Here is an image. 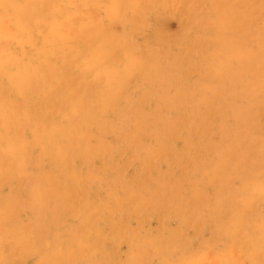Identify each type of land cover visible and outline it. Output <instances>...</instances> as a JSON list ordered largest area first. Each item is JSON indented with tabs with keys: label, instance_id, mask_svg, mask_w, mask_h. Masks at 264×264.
Returning a JSON list of instances; mask_svg holds the SVG:
<instances>
[{
	"label": "rangeland",
	"instance_id": "1",
	"mask_svg": "<svg viewBox=\"0 0 264 264\" xmlns=\"http://www.w3.org/2000/svg\"><path fill=\"white\" fill-rule=\"evenodd\" d=\"M2 2L7 4L11 2V0H2ZM80 2L87 3L90 5L117 3L120 4L122 7L118 10L115 15H112L107 11H102L98 8L80 9V18L86 20L90 24V27L86 28L83 32H80L79 35H75L74 32L71 37H68L59 32H57L58 34H56L55 32H51L48 35L47 43L38 44L34 48L28 47L26 49H6L2 46V44H0V261L7 262V260L9 259L10 263L7 262V264H13L14 261L17 260H19L17 264H41L42 261H58L62 263L64 262V264H88L89 262V264H95L96 262V264H156V262L157 264H164L165 261L181 257V253H183L184 258H192L193 253L197 252L200 249H204L208 253L210 250V253L208 255L209 259H211L213 255L212 259L219 260L223 259L232 261H246L249 259H255L256 261H259L261 259V245L262 243H264V227H262V225H264V197L261 196L260 192L254 191L253 185H258L261 182L262 176H264V148L261 156L263 166L256 159L257 157H255L251 163L252 165L250 164L249 168H245V165L242 164L239 159L237 160L236 156L238 157L244 154L245 151L247 152L249 150L246 149L248 148L246 147L247 144L243 143L242 141H239L240 143L238 142L236 150L238 149L237 151L239 153H236L232 163L227 162V164L231 166V169L228 168V166L227 168L228 170H231L232 173L237 172L238 174L239 171L241 177L236 178L233 181L232 187L234 189L231 187L229 193L226 191V194H222L217 197V192L220 190L221 184L209 178L208 173L206 172L207 170L210 172V167H213L214 161L216 162L218 160V149L220 145L222 144L221 146L223 147L225 141L233 138L235 131L238 130L239 125H237L238 121L236 122L235 106H237L239 96L245 95L247 92H249V88L252 83V67L250 69L249 63L245 60L244 56L241 58L238 53L242 47L249 49L253 42L254 30L261 29L260 25H257V27L254 26L255 17L257 15L256 0H80ZM4 10L5 9H0V16L16 15L15 10ZM49 11L51 15H49L48 19H51L52 16L55 15V13H53L52 10ZM260 13L262 14L261 11ZM40 27L44 28L46 32L48 31L47 25L41 24ZM52 33H55L57 37L62 39V41L57 44L58 47H54L51 43L53 41ZM74 43H76L77 45H74ZM9 68L11 69L9 70ZM248 75H250V77ZM8 83H11L10 86ZM13 85H15L16 87H13ZM11 96H13L14 98H11ZM33 102L35 105H33ZM202 109H204V112ZM124 113L126 114L124 115ZM200 113H204L205 116H207L208 114L207 117H213L212 126H210L211 124L209 125V122L207 124V122L205 121V123L207 124L205 126V129L200 130L199 127H201V124L204 123V120L202 119L203 117ZM30 114H32V118ZM178 115L179 119L177 117ZM117 118L118 120H116ZM126 119L127 121H125ZM38 120L39 122L36 123ZM109 120L110 122H108ZM218 120L220 123L218 122ZM96 122L99 123L97 124ZM179 122H182L183 124L181 123V125L179 124ZM70 124L74 125L75 128H77V131L71 130V128L69 127ZM147 124L148 126L146 127ZM115 125L118 128L115 127ZM134 125H136V127ZM138 126H140L139 129ZM168 126H171L172 128L170 127L169 129ZM97 128H99L98 132ZM143 128L146 130H143ZM195 129L196 131H194ZM262 129V134L259 130L257 132L259 133L257 135H259L260 137H264V115ZM172 130L173 134H171ZM198 131L203 133L205 136L203 134H201L202 136L199 135ZM205 131H208L209 133ZM144 132L148 133L146 134ZM161 132L164 133L162 134ZM139 134L141 143L139 142L138 144H135L133 140L135 136ZM227 135L228 137H226ZM151 137L153 138V140ZM33 138L34 140L36 139V141L33 142ZM130 138L132 140H130ZM221 138L225 140H222L223 143L220 140ZM50 139L51 141H49ZM160 139L163 140L161 141ZM74 140L75 143H73ZM194 140L197 141L195 142ZM63 142L65 143V145L69 146H65ZM161 142L163 146H165L164 149L166 150L167 154L166 152H164V149L161 150ZM33 143L34 145H31ZM109 144H111L112 146ZM190 144H192L193 146ZM52 145H54V147H51ZM99 145L101 147H99ZM132 145L139 146L133 147ZM228 145L229 141H227L226 148H228ZM94 146L96 147V149L94 148ZM65 148L68 150H66ZM154 149L156 152L154 151ZM233 149L235 150V148ZM50 150L53 152H51ZM254 150H257L256 147L254 148ZM70 151L73 154H70ZM158 152H160L161 157H164L165 153V157H157ZM107 153L110 155V157ZM69 154L71 156H69ZM132 154L133 156H131ZM10 155H12L13 157ZM119 155H121V157ZM14 156L16 157V159H14ZM56 156L58 157L56 158ZM142 157L144 159H142ZM228 157L229 159H231V154ZM12 158L14 159V161ZM72 158L74 160H72ZM153 159H156V161L154 162ZM25 160H28L27 163ZM71 160L72 163L75 162V164L71 165ZM207 160H210L211 162H208ZM169 161L170 163H173L170 164ZM61 162L64 164H62ZM25 163L27 164V167ZM196 163L199 165H197ZM134 164H136L137 167ZM150 164L151 166H149ZM157 164H159V166ZM240 164L241 166H239ZM69 165H71L72 167H70ZM98 165L100 166L98 167ZM7 166L8 168H5ZM55 166H59L58 168L60 169ZM76 166L81 167L79 169ZM23 167H25V169ZM35 167H37V169H35ZM241 167H244V171H241ZM47 168H49L50 170H48ZM86 168L89 169V172L85 170ZM159 168L161 173L159 172ZM203 168L205 169V172ZM69 169L72 171L68 172ZM237 169L240 170L237 171ZM18 170H21L22 173ZM41 170L44 171L43 174ZM104 170L105 173H102ZM185 170L187 173L184 172ZM16 171L17 173L19 172L18 176ZM50 171L54 172L55 174ZM39 172L43 176H41ZM30 173H32V176ZM198 173L200 174V176ZM63 174L65 177L63 176ZM105 174H108L106 175L107 177L105 176ZM130 174L132 176H129ZM140 174H142V177H140ZM158 175H160L161 177H159ZM71 176H73L72 180H74L75 183L71 180ZM194 176H197V178H195ZM38 177L42 181L37 179ZM58 177L62 178L60 179ZM87 177L89 179L85 180ZM128 177L129 180H127ZM255 178L257 180H255ZM9 179L11 181H9ZM94 179L96 181H94ZM136 179L139 183L136 181ZM99 181L101 184H98ZM124 181L128 182V184ZM211 181H213V183ZM54 182L56 185H53ZM48 183L51 184L48 185ZM157 183H159L160 185ZM39 184L44 185L39 186ZM86 185H88L90 188ZM72 186H74L75 189H72ZM54 188L57 190H54ZM69 188L71 189L69 190ZM17 190L19 191L16 192ZM196 190H198L199 192ZM53 191H55V193ZM84 191H86V193ZM71 192H76V195L78 197L74 198L75 196ZM160 192L164 194H161ZM204 192L205 194H203ZM139 193L140 196H138ZM227 193L230 194L231 197L230 195H227ZM72 194L73 198L70 197ZM25 196L28 199H25ZM150 196L152 197L149 198ZM204 196L207 200H205ZM227 196L229 198H227ZM80 197H82V200ZM144 198H146L147 202ZM160 198H162V200ZM165 198H167V200L169 199L170 201H167ZM260 198L261 201H259ZM163 199L166 201L163 202ZM18 200H20V203H18ZM214 200L216 201L215 203ZM116 201L117 203H115ZM148 202L149 204H151L149 205ZM46 203L48 204L44 205ZM105 203H107V205ZM122 204L125 206L124 208ZM126 204L129 205L127 206ZM166 204H168V207L166 206ZM18 205L19 207H17ZM65 205L67 206V208L65 207ZM115 205L117 207H115ZM101 206L104 208H102ZM27 207L30 208V210ZM63 207L65 208L64 211L62 209ZM137 207L140 208V210H138ZM188 207H190L189 210ZM197 208L199 209V212L197 211ZM237 208H239L240 211ZM255 208H258V210H256ZM43 211H45L46 213H44ZM91 211L93 213H91ZM94 212L96 213V215L94 214ZM126 212H130V214H126ZM253 212L256 214L255 216ZM136 213L138 214L135 215ZM160 213L161 215H159ZM179 213L181 214V216ZM163 214L164 216H162ZM65 215L70 220L65 218ZM104 216L106 219L104 218ZM90 217L93 218L91 219ZM148 217H150L151 219ZM198 217L200 220L198 219ZM232 217L236 218L237 220V225L235 228L231 226ZM38 218L42 220V223L40 220H38ZM83 218L84 220H86L84 221ZM244 218H246V220H244ZM58 221L63 222V224ZM71 221L73 224L71 223ZM12 222H14L15 224ZM35 223L37 225H35ZM84 224L86 225V227H84ZM217 224H219V226H217ZM27 225L29 226L28 228ZM98 225H101L102 227H99ZM124 225L126 227H124ZM161 225H163L164 227ZM224 225L226 227H223ZM12 228L14 230H12ZM162 228L164 229L162 230ZM167 228L171 230H167ZM42 229L43 231L47 229V231H44V233ZM128 229H130V231H128ZM145 229H147V231ZM38 230H40L43 234L41 235L40 231ZM119 230H121L120 233ZM136 230L138 232L141 231L142 233L140 232L138 234ZM95 231H97L98 233ZM170 231H172V234ZM70 232L74 233L72 234ZM112 232L113 234H111ZM127 232L130 234H128ZM216 233L218 234V236ZM220 233L222 234L220 235ZM10 234L12 235L10 236ZM116 234L118 237L116 236ZM120 234L122 235V237ZM198 234L199 237L197 238ZM31 235L32 237H30ZM40 235L42 237H40ZM170 235L172 238L169 237ZM15 236L16 239H14ZM55 236L57 238L59 237L58 240ZM61 236L63 237V239L61 238ZM150 236H153L154 239ZM82 237L83 239L80 241ZM260 238L262 241L260 240ZM134 239L136 242H134ZM137 240L139 241V243ZM7 241L10 242L7 243ZM66 241L67 243H65ZM152 241L154 244L152 243ZM184 241H186V243ZM16 243L18 245H16ZM79 243L81 244L79 245ZM117 243L119 248L116 247ZM165 243L167 246L165 245ZM187 243H189V247L187 246ZM209 243L212 245L208 246ZM256 243L258 244V246L256 245ZM44 245L45 248L42 247ZM244 245H246V247ZM7 246H9L10 248H7ZM191 247L193 248V250ZM46 252L48 253V255ZM61 252L64 254L62 255ZM152 252H156V254H153ZM167 252H169L168 255L166 254ZM82 253L83 255H81ZM30 254L31 256H29ZM72 254L75 256H73ZM239 255H241L240 258H238ZM40 256L43 257L40 258ZM150 256H152L151 261L149 259L151 258ZM169 256L172 259H168L170 258ZM26 258L27 260H25ZM125 259L128 260L124 261ZM22 260L23 262H21ZM153 260L156 262H154ZM14 264H16V262Z\"/></svg>",
	"mask_w": 264,
	"mask_h": 264
},
{
	"label": "bare ground",
	"instance_id": "2",
	"mask_svg": "<svg viewBox=\"0 0 264 264\" xmlns=\"http://www.w3.org/2000/svg\"><path fill=\"white\" fill-rule=\"evenodd\" d=\"M256 5H257V15H256V17H255V23H254V26H256L257 27V25H260L261 26V29L260 30H257V29H255L254 30V35H253V42H252V44H251V46L249 47V49H246V48H244V47H242L241 49H240V51H239V56L242 58L243 56H244V58H245V60L249 63V67H250V69H251V67H252V83H251V86H250V88H249V92H247L245 95H241V96H239V101H238V103H237V106H235V116H236V122L238 121V124L237 125H239L238 126V130L237 131H235V133H234V136H233V138H231V139H228L227 141H229V145H228V148H226L227 147V141H225L224 139H220L221 141L222 140H224L225 141V143H226V145H225V143H224V145H223V147L220 145V147H219V149H218V152H219V154H218V160L215 162L214 160H212V161H214V166L213 167H210V169H211V171L209 172L207 169V173H208V177L209 178H211L213 181L215 180V181H217V183H220L221 184V188H220V190L217 192L218 193V195H217V197H219V195H222V194H226V191L229 193L230 192V190H231V187H232V183H233V181L236 179V178H239V177H241V174L239 173V171L238 170H240V169H237V171H238V174H237V172H235V173H232V171L231 170H228V168H230L231 169V166H229V164H227V162H229V163H232V161L234 160V157H235V155H236V153L238 152L237 150H236V148H237V146H238V142L239 141H242L243 143H245V144H247V146L246 147H248V148H246L247 150H249V151H245L244 152V154H242V155H240V156H236V158H237V160L239 159L241 162H242V164H244L245 166V168H249V166H250V164L252 163V161L254 160V158L255 157H257L256 159L260 162V164L262 165V161H261V156H262V151H263V148H264V137H260L259 135H257V134H259V133H257L258 132V130L260 131V133L262 134V123H263V115H264V6H262V4H261V0H256ZM2 11V10H1ZM5 11V10H4ZM260 11L262 12V14L260 13ZM254 16V15H253ZM77 31H78V29H77ZM56 34H58L57 32H55ZM55 33H52V38H53V41L51 42L52 43V45L54 46V47H58V45L57 44H59L61 41H62V39L61 38H59V37H57V35L55 34ZM75 35H77L76 33H75ZM252 40V39H251ZM73 42H74V40H73ZM74 45H77L76 43H74ZM246 46V45H245ZM219 55V54H218ZM27 58V57H26ZM246 62V63H247ZM168 64V63H167ZM238 66V65H237ZM16 68V67H15ZM11 68H9V70H10ZM251 72V71H250ZM235 73V72H234ZM249 74V73H248ZM8 76V75H7ZM249 77H250V75H248ZM236 78V77H235ZM27 83V82H26ZM9 84V83H8ZM11 84V83H10ZM10 84H9V86H10ZM13 84V83H12ZM23 84V83H22ZM25 85V84H24ZM232 85V84H231ZM244 85V84H243ZM15 85H13V87H14ZM11 87H12V85H11ZM16 87V86H15ZM32 89V88H31ZM16 90H17V88H16ZM242 90V89H241ZM30 91V90H29ZM18 92V91H17ZM240 92V91H239ZM15 94V93H14ZM18 94V93H17ZM20 94V93H19ZM240 94V93H239ZM16 95V94H15ZM181 95V94H180ZM8 96V95H7ZM14 96V95H13ZM13 96H11V98L13 97ZM20 96V95H19ZM15 97V96H14ZM13 97V98H14ZM160 97V96H159ZM228 97V96H227ZM230 97V96H229ZM236 97V96H235ZM39 98V97H38ZM46 98V97H45ZM209 98V97H208ZM59 99V98H58ZM221 99V98H220ZM219 99V100H220ZM33 100H34V98H33ZM132 100V99H131ZM228 101V100H227ZM37 102V101H36ZM43 102V101H42ZM177 102H178V100H177ZM222 102V101H221ZM12 103H14V102H12ZM11 103V104H12ZM180 103V102H179ZM206 103V102H205ZM10 104V103H9ZM20 104V103H19ZM162 104H164V103H162ZM33 105H35L34 104V102H33ZM201 105V104H200ZM231 105V104H230ZM15 106V105H14ZM38 106V105H37ZM34 107V106H33ZM126 107V106H125ZM200 107V106H199ZM207 107V106H206ZM32 109H34V108H32ZM38 109V108H37ZM36 109V110H37ZM141 110V109H140ZM182 110V109H181ZM203 110V112H204V109H202ZM24 111V110H23ZM32 111V110H31ZM130 111V110H129ZM128 111V112H129ZM151 111H153V110H151ZM156 111V110H155ZM169 111V110H168ZM205 111H206V109H205ZM36 112V111H35ZM34 112V113H35ZM42 112V111H41ZM173 112V111H172ZM179 112V111H178ZM181 112V111H180ZM201 112V111H200ZM217 112V111H216ZM135 113H137V112H135ZM153 113H155V112H153ZM168 113H171V112H168ZM173 113H175V112H173ZM207 113H209V112H207ZM214 113V112H213ZM33 114V113H32ZM32 114H30L31 115V118H32ZM126 113H124V115H125ZM139 114V113H138ZM158 114H159V112H158ZM164 114V113H163ZM176 114V113H175ZM201 115H202V119L204 120V123H202L201 124V127H199L200 128V130H204L205 129V126L208 124V122H209V125L210 126H212V120H213V117H207L208 116V114H207V116H205L204 115V113H200ZM215 114V113H214ZM35 115V114H34ZM33 115V116H34ZM124 115H123V117H124ZM132 115V114H131ZM168 115V114H167ZM169 115H171V114H169ZM222 115V114H221ZM97 116V115H96ZM174 116H176V115H174ZM183 116V115H182ZM35 117V116H34ZM110 117V116H109ZM114 117V116H113ZM136 117V116H135ZM134 117V118H135ZM160 117V116H159ZM173 117V116H172ZM178 117V119H179V115L177 116ZM189 117V116H188ZM38 118V117H37ZM116 118V117H115ZM121 118V117H120ZM119 118V119H120ZM128 118V117H127ZM154 118V117H153ZM156 118V117H155ZM166 118V117H165ZM181 118V117H180ZM210 118V119H209ZM39 119V118H38ZM62 119H65V118H62ZM137 119V118H136ZM150 119H151V117H150ZM161 119V118H160ZM164 119V118H163ZM190 119V118H189ZM229 119V118H228ZM234 119V118H233ZM37 120V119H36ZM67 120V119H66ZM65 120V121H66ZM116 120H118V118L116 119ZM122 120H124V119H122ZM172 120H173V118H172ZM96 121V120H95ZM95 121H93V122H95ZM101 121H102V119H101ZM113 121V120H112ZM125 121H127V119L125 120ZM124 121V122H125ZM134 121H135V119H134ZM146 121H147V119H146ZM164 121V120H163ZM168 121V120H167ZM176 121V120H175ZM180 121V120H179ZM183 121V120H182ZM198 121V120H197ZM205 121L207 122V124L205 123ZM225 121V120H224ZM223 121V122H224ZM230 121H231V119H230ZM233 121H235V120H233ZM39 122V120L36 122V123H38ZM41 122V121H40ZM47 122V121H46ZM58 122V121H57ZM67 122V121H66ZM65 122V123H66ZM108 122H110V120L108 121ZM117 122V121H116ZM138 122V121H137ZM140 122V121H139ZM159 122V121H158ZM161 122V121H160ZM178 122V121H177ZM176 122V123H177ZM216 122V121H215ZM218 122H219V120H218ZM25 123V122H24ZM72 123V122H71ZM97 123V122H96ZM99 123V122H98ZM97 123V124H98ZM120 123V122H119ZM129 123H130V121H129ZM182 123V122H181ZM180 122H179V124H181ZM194 123V122H193ZM192 123V124H193ZM200 123V122H199ZM220 123V122H219ZM219 123H218V127H219ZM140 124V123H139ZM150 124H152V123H150ZM149 124V125H150ZM183 124V123H182ZM181 124V125H182ZM191 124V125H192ZM198 124V123H197ZM226 124H227V122H226ZM124 125V124H123ZM130 125V124H129ZM232 125H233V123H232ZM38 126V125H37ZM41 126V125H40ZM39 126V127H40ZM67 126H68V124H67ZM135 127H136V125H134ZM148 126V124L146 125V127ZM154 126V125H153ZM174 126V125H173ZM194 126V125H193ZM199 126V125H198ZM217 126V125H216ZM224 126V125H223ZM226 126V125H225ZM69 127L71 128V130H74V131H77L76 129L77 128H75V126L74 125H72V124H70L69 125ZM88 127V126H87ZM112 127V126H111ZM115 127H117L116 125H115ZM141 127H142V125H141ZM167 127V126H166ZM169 127V126H168ZM171 127V126H170ZM170 127H169V129H170ZM178 127V126H177ZM184 127V126H183ZM192 127V126H191ZM233 127H235V126H233ZM96 128V127H95ZM118 128V127H117ZM140 128V126H138V129ZM172 128V127H171ZM179 128V127H178ZM187 128H188V126H187ZM190 128V127H189ZM210 128V127H209ZM212 128V127H211ZM226 128V127H225ZM37 129V128H36ZM63 129V128H62ZM98 129L99 128H97V132H98ZM103 129V128H102ZM106 129V128H105ZM110 129V128H109ZM116 129V128H115ZM150 129H152V128H150ZM168 129V128H167ZM184 129V128H183ZM213 129H214V127H213ZM24 130V129H23ZM22 130V131H23ZM39 130V129H38ZM46 130V129H45ZM92 130V129H91ZM118 130V129H117ZM143 130H146V129H144L143 128ZM149 130V129H148ZM154 130H156V129H154ZM233 130H235V129H233ZM13 131V130H12ZM21 131V132H22ZM104 131V130H103ZM102 131V132H103ZM105 131H107V130H105ZM163 131V130H162ZM167 131V130H166ZM180 131V130H179ZM194 131H196V129L194 130ZM209 131V130H208ZM208 131H205V132H208ZM226 131V130H225ZM18 132V131H17ZM39 132V131H38ZM101 132V133H102ZM115 132H117V131H115ZM121 132V131H120ZM154 132V131H153ZM152 132V133H153ZM199 132V135H201V134H203V133H201L200 131H198ZM221 132V131H220ZM224 132V131H223ZM232 132V131H231ZM19 133V132H18ZM24 133V132H23ZM32 133V132H31ZM58 133V132H57ZM56 133V134H57ZM65 133V132H64ZM75 133H77V132H75ZM88 133H90V132H88ZM93 133V132H92ZM100 133V134H101ZM107 133V132H106ZM111 133V132H110ZM139 133V132H138ZM144 133H148V132H144ZM162 133V132H161ZM164 133V132H163ZM162 133V134H163ZM168 133V132H167ZM179 133V132H178ZM197 133V132H196ZM209 133V132H208ZM217 133V132H216ZM222 133V132H221ZM22 134V133H21ZM20 134V135H21ZM38 134V133H37ZM44 134V133H43ZM52 134V133H51ZM55 134V133H54ZM59 134V133H58ZM62 134V133H61ZM68 134V133H67ZM118 134H120V133H118ZM171 134H173V130H172V132H171ZM206 134V133H205ZM218 134V133H217ZM223 134V133H222ZM227 134H228V131H227ZM34 135V134H33ZM49 135V134H48ZM96 135H98V134H96ZM110 135V134H109ZM114 135V134H113ZM116 135V134H115ZM127 135H129V134H127ZM131 135V134H130ZM145 135V134H144ZM175 135V134H174ZM195 135V134H194ZM204 135V134H203ZM207 135V134H206ZM224 135V134H223ZM232 135V134H231ZM19 136V135H18ZM17 136V137H18ZM37 136V135H36ZM39 136V135H38ZM54 136H56V135H54ZM87 136V135H86ZM103 136H105V135H103ZM132 136V135H131ZM142 136V135H141ZM161 136V135H160ZM159 136V137H160ZM166 136V135H165ZM179 136V135H178ZM190 136V135H189ZM189 136H187V137H189ZM193 136V135H192ZM197 136V135H196ZM202 136V135H201ZM205 136V135H204ZM220 136H222V135H220ZM225 136V135H224ZM22 137V136H21ZM51 137V136H50ZM71 137V136H70ZM106 137H107V135H106ZM110 137V136H109ZM154 137V136H153ZM158 137V136H157ZM175 137V136H174ZM186 137V138H187ZM216 137V136H215ZM226 137H228V135L226 136ZM29 138V137H28ZM46 138H47V136H46ZM72 138H73V136H72ZM117 138V137H116ZM152 138V137H151ZM185 138V137H184ZM192 138V137H191ZM208 138V137H207ZM55 139V138H54ZM77 139V138H76ZM75 139V140H76ZM96 139V138H95ZM126 139V138H125ZM167 139V138H166ZM195 139V138H194ZM32 140V139H31ZM48 140V139H47ZM46 140V141H47ZM57 140V139H56ZM66 140H68V139H66ZM75 140L73 141V143H75ZM105 140V139H104ZM111 140H112V138H111ZM117 140V139H116ZM130 140H132L131 138H130ZM150 140V139H149ZM152 140H153V138H152ZM161 140V139H160ZM163 140V139H162ZM161 140V141H162ZM165 140V139H164ZM169 140V139H168ZM189 140V139H188ZM193 140V139H192ZM205 140V139H204ZM206 140H208V139H206ZM211 140H213V139H211ZM217 140V139H216ZM26 141V140H25ZM33 142L34 141H36V139L34 140V138H33V140H32ZM49 141H51V139L49 140ZM54 141V140H53ZM80 141V140H79ZM100 141V140H99ZM108 141H109V139H108ZM134 142H135V144H138L139 142H140V134L139 135H136L135 136V138H134V140H133ZM173 141V140H172ZM177 141V140H176ZM195 142L197 141V140H194ZM19 142V141H18ZM28 142V141H27ZM26 142V143H27ZM30 142V141H29ZM66 142V141H65ZM105 142V141H104ZM111 142V141H110ZM115 142V141H114ZM124 142V141H123ZM126 142H127V140H126ZM133 142V143H134ZM150 142V141H149ZM165 142V141H164ZM185 142V141H184ZM201 142V141H200ZM241 142V143H242ZM25 143V144H26ZM64 143V142H63ZM67 143V142H66ZM101 143V142H100ZM109 143V142H108ZM118 143V142H117ZM141 143V142H140ZM145 143V142H144ZM154 143H155V141H154ZM204 143V142H203ZM202 143V144H203ZM211 143V142H210ZM219 143V142H218ZM222 143H223V141H222ZM240 143V142H239ZM15 144V143H14ZM39 144V143H38ZM55 144V143H54ZM56 144H58V143H56ZM97 144H98V142H97ZM147 144V143H146ZM158 144H160V143H158ZM161 144H162V142H161ZM193 144V143H192ZM192 144H190V145H192ZM200 144V143H199ZM5 145V144H4ZM28 145V144H27ZM31 145H34V143L33 144H31ZM36 145H37V143H36ZM40 145V144H39ZM46 145V144H45ZM64 145H65V143H64ZM107 145V144H106ZM109 145H111V144H109ZM129 145V144H128ZM141 145V144H140ZM156 145H157V143H156ZM166 145V144H165ZM172 145V144H171ZM188 145V144H187ZM201 145V144H200ZM205 145V144H204ZM207 145V144H206ZM213 145V144H212ZM22 146H23V144H22ZM41 146V145H40ZM47 146V145H46ZM58 146V145H57ZM65 146H69V145H65ZM112 146V145H111ZM110 146V147H111ZM117 146H119V145H117ZM123 146V145H122ZM127 146V145H126ZM133 146V145H132ZM135 147L137 146V145H134ZM133 146V147H134ZM139 146V145H138ZM137 146V147H138ZM142 146H143V142H142ZM141 146V147H142ZM146 146V145H145ZM189 146V145H188ZM193 146V145H192ZM203 146V145H202ZM240 146V145H239ZM39 147V146H38ZM45 147V146H44ZM51 147H54V145H52ZM99 147H101L100 145H99ZM164 147L165 146H163V144H162V146H160V148H161V150L162 149H164ZM177 147V146H176ZM184 147H185V144H184ZM196 147V146H195ZM194 147V148H195ZM201 147V146H200ZM244 147V146H243ZM256 147V151L254 150V148ZM30 148V147H29ZM50 148V147H49ZM73 148V147H72ZM78 148H79V146H78ZM94 148L96 149V147L94 146ZM113 148V147H112ZM116 148V147H115ZM126 148V147H125ZM132 148V147H131ZM140 148V147H139ZM155 148V147H154ZM174 148V147H173ZM188 148H190V147H188ZM198 148V147H197ZM207 148V147H206ZM233 148H235V150L233 149ZM27 149V148H26ZM41 149V148H40ZM39 149V150H40ZM48 149V148H47ZM55 149V148H54ZM66 149V148H65ZM70 149H71V147H70ZM133 149V148H132ZM131 149V150H132ZM143 149V148H142ZM152 149V148H151ZM158 149V148H157ZM204 149H205V147H204ZM204 149H202V150H204ZM214 149V148H213ZM11 150V149H10ZM38 150V151H39ZM66 150H68V149H66ZM79 150V149H78ZM93 150V149H92ZM107 150H109V149H107ZM111 150V149H110ZM135 150V149H134ZM141 150V149H140ZM139 150V151H140ZM148 150V149H147ZM165 150V149H164ZM171 150V149H170ZM173 150V149H172ZM196 150V149H195ZM240 150V149H239ZM27 151V150H26ZM51 151V150H50ZM95 151V150H94ZM129 151H130V149H129ZM154 151H155V149H154ZM23 152H25V151H23ZM43 152H44V148H43ZM51 152H53V151H51ZM77 152V151H76ZM104 152H106V151H104ZM110 152V151H109ZM126 152V151H125ZM124 152V153H125ZM133 152V151H132ZM156 152V151H155ZM162 152V151H161ZM164 152H166V150L164 151ZM187 152V151H186ZM264 152V151H263ZM32 153V152H31ZM61 153V152H60ZM65 153V152H64ZM72 152L70 151V154H71ZM111 153H112V151H111ZM119 153V152H118ZM176 153H178V152H176ZM195 153V152H194ZM193 153V154H194ZM209 153V152H208ZM239 153V152H238ZM28 154V153H27ZM39 154H40V152H39ZM69 154V156H71ZM73 154V153H72ZM75 154V153H74ZM103 154V153H102ZM108 154V153H107ZM122 154H123V152H122ZM121 154V155H122ZM147 154V153H146ZM149 154V153H148ZM166 154H167V152H166ZM190 154V153H189ZM231 154V159H229V155ZM2 155H4V154H2ZM55 155V154H54ZM92 155V154H91ZM94 155V154H93ZM101 155V154H100ZM121 155H119L120 157H121ZM141 155V154H140ZM144 155V154H143ZM192 155V154H191ZM203 155V154H202ZM243 155H245V156H243ZM10 156H12V155H10ZM39 156V155H38ZM60 156V155H59ZM79 156H80V154H79ZM95 156V155H94ZM102 156V155H101ZM108 156L110 157V155L108 154ZM131 156H133V154L131 155ZM137 156V155H136ZM146 156V155H145ZM145 156H143V157H145ZM158 156H160V152H158V154H157V157ZM167 156V155H166ZM174 156V155H173ZM13 157V156H12ZM15 157V156H14ZM29 157V156H28ZM41 157H42V154H41ZM44 157V156H43ZM58 156H56V158H57ZM74 157V156H73ZM77 157V156H76ZM85 157V156H84ZM91 157V156H90ZM142 157V159H144ZM161 157V156H160ZM164 157H165V153H164ZM163 156L161 157V158H164ZM172 157V156H171ZM175 157H177V156H175ZM198 157V156H197ZM215 157V156H214ZM214 157H212V158H214ZM3 158V157H2ZM6 158V157H5ZM18 158H20V157H18ZM25 158V157H24ZM36 158V157H35ZM45 158H47V157H45ZM54 158V157H53ZM104 158V157H103ZM102 158V159H103ZM128 158V157H127ZM150 158V157H149ZM149 158H148V160H149ZM154 158V157H153ZM203 158V157H202ZM208 158V157H207ZM207 158H205V159H207ZM13 159V158H12ZM14 159H16V157L14 158ZM14 159H13V161H14ZM50 159V158H49ZM59 159V158H58ZM169 159H170V157H169ZM173 159V158H172ZM175 159V158H174ZM200 159V158H199ZM29 160V159H28ZM28 160H25L26 161V163H27V161ZM42 160V159H41ZM54 160H56V159H54ZM53 160V161H54ZM62 160V159H61ZM70 160V159H69ZM72 160H74L73 158H72ZM72 160H71V163H72ZM77 160V159H76ZM97 160V159H96ZM132 160V159H131ZM154 160V162L156 161V159H153ZM160 160V159H159ZM167 160V159H166ZM256 160V161H257ZM7 161V160H6ZM9 161V160H8ZM16 161V160H15ZM31 161V160H30ZM44 161H45V159H44ZM82 161V160H81ZM80 161V162H81ZM134 161V160H133ZM133 161H132V163H133ZM139 161V160H138ZM196 161V160H195ZM208 161V160H207ZM210 161V160H209ZM208 161V162H209ZM4 162V161H3ZM17 162V161H16ZM15 162V163H16ZM55 162V161H54ZM74 162V161H73ZM87 162V161H86ZM85 162V163H86ZM102 162H103V160H102ZM105 162V161H104ZM129 162V161H128ZM153 162V163H154ZM160 162V161H159ZM179 162V161H178ZM201 162H203V161H201ZM205 162H206V160H205ZM204 162V163H205ZM211 162V161H210ZM239 162V161H238ZM259 162H257V163H259ZM25 163V165H26V167H27V164ZM30 163V162H29ZM35 163V162H34ZM34 163H33V165H34ZM50 163H52V162H50ZM62 163V162H61ZM61 163H59V164H61ZM131 163V162H130ZM129 163V164H130ZM141 163V162H140ZM169 163H170V161H169ZM173 163V162H172ZM172 163H170V164H172ZM7 164V163H6ZM5 164V165H6ZM31 164V163H30ZM58 164V165H59ZM62 164H64V163H62ZM73 164H75V162L74 163H72L71 165H73ZM79 164V163H78ZM109 164V163H108ZM118 164V163H117ZM197 164V163H196ZM201 164V163H200ZM15 165V164H14ZM32 165V166H33ZM39 165V164H38ZM37 165V166H38ZM54 165V164H53ZM53 165H52V167H53ZM71 165H69L70 167H72ZM92 165H94V164H92ZM122 165V164H121ZM134 165H136V164H134ZM145 165V164H144ZM158 166H159V164H157ZM180 165V164H179ZM195 165V164H194ZM197 165H199V164H197ZM210 165V164H209ZM238 165V164H237ZM252 165V164H251ZM258 165V164H257ZM2 166H4V165H2ZM41 166V165H40ZM75 166V165H74ZM87 166V165H86ZM100 165H98V167H99ZM116 166V165H115ZM146 166V165H145ZM149 166H151V164L149 165ZM172 166V165H171ZM178 166V165H177ZM206 166V165H205ZM211 166V165H210ZM227 166H228V168H227ZM239 166H241V164L239 165ZM263 166V165H262ZM55 167H59V166H55ZM62 167V166H61ZM77 167V166H76ZM80 167L81 166H79V167H77V168H79L80 169ZM83 167V166H82ZM106 167V166H105ZM129 167H130V165H129ZM136 167H137V165H136ZM169 167V166H168ZM173 167V166H172ZM190 167V166H189ZM202 167H204V166H202ZM244 167H241V171H244ZM254 167V166H253ZM253 167H251V168H253ZM4 168V167H3ZM5 168H8V166L7 167H5ZM15 168V167H14ZM22 168V167H21ZM24 169H25V167H23ZM40 168H42V167H40ZM50 168H51V166H50ZM56 168V169H57ZM113 168V167H112ZM135 168V167H134ZM143 168V167H142ZM152 168V167H151ZM157 168V167H156ZM179 168V167H178ZM196 168V167H195ZM194 168V169H195ZM263 168V167H262ZM20 169V168H19ZM28 169V168H27ZM35 169H37V167H35ZM42 169H44V168H42ZM48 170H50L49 168H47ZM55 169V168H54ZM58 169H60V168H58ZM62 169V168H61ZM65 169V168H64ZM75 169V168H74ZM91 169V168H90ZM92 169H93V167H92ZM102 169V168H101ZM105 169V168H104ZM115 169V168H114ZM117 169V168H116ZM128 169V168H127ZM127 169H124V170H127ZM145 169V168H144ZM149 169H150V167H149ZM153 169V168H152ZM182 169V168H181ZM180 169V170H181ZM11 170V169H10ZM29 170V169H28ZM38 170H40V169H38ZM63 170V169H62ZM85 170H89V169H85ZM99 170V169H98ZM103 170V169H102ZM108 170V169H107ZM106 170V171H107ZM113 170V169H112ZM148 170V169H147ZM173 170H175V169H173ZM202 170V169H201ZM203 170H204V172H205V169L203 168ZM234 170H235V168H234ZM18 171H20L21 172V170H18ZM42 171V174H43V170H41ZM69 171H72V170H68V172ZM80 171V170H79ZM84 171V170H83ZM91 171V170H90ZM109 171V170H108ZM142 171V170H141ZM140 171V172H141ZM195 171V170H194ZM199 171V170H198ZM250 171V170H249ZM248 171V172H249ZM33 172V171H32ZM50 172H52V171H50ZM78 172V171H77ZM85 172V171H84ZM89 172V171H88ZM100 172V171H99ZM127 172V171H126ZM133 172V171H132ZM139 172V173H140ZM158 172V171H157ZM159 172H160V168H159ZM168 172V171H167ZM184 172H186V170L184 171ZM16 173H17V171H16ZM19 173V172H18ZM17 173V176L19 175ZM22 173V172H21ZM21 173H20V175H21ZM24 173H25V171H24ZM26 173H27V171H26ZM40 173V172H39ZM52 173H54V172H52ZM51 173V174H52ZM62 173V172H61ZM75 173V172H74ZM102 173H105V170L102 172ZM113 173V172H112ZM128 173V172H127ZM135 173V172H134ZM147 173V172H146ZM145 173V174H146ZM151 173V172H150ZM161 173V172H160ZM166 173V172H165ZM164 173V174H165ZM179 173V172H178ZM187 173V172H186ZM203 173V172H202ZM207 173H206V175H207ZM243 173V172H242ZM245 173V172H244ZM250 173V172H249ZM253 173V172H252ZM10 174V173H9ZM31 174V176H32V173H30ZM50 174V173H49ZM55 174V173H54ZM71 174V173H70ZM85 174H87V173H85ZM84 174V175H85ZM95 174V173H94ZM157 174V173H156ZM159 174V173H158ZM167 174V173H166ZM197 174V173H196ZM199 174V173H198ZM24 175V174H23ZM22 175V176H23ZM28 175V174H27ZM40 175H41V173H40ZM89 175H90V173H89ZM106 175H108V174H105V176ZM141 176L140 177H142V174H140ZM195 175V174H194ZM203 175V174H202ZM205 175V174H204ZM244 175V174H243ZM248 175V174H247ZM250 175V174H249ZM26 176V175H25ZM34 176V175H33ZM41 176H43V175H41ZM40 176V177H41ZM53 176H56V175H53ZM57 176H58V174H57ZM63 176H64V174H63ZM87 176V175H86ZM91 176H92V174H91ZM120 176V175H119ZM129 176H132L131 174L129 175ZM137 176V175H136ZM153 176H154V174H153ZM159 177H161L160 175H158ZM157 176V177H158ZM192 176V175H191ZM199 176H200V174H199ZM260 176V175H259ZM8 177V176H7ZM24 177V176H23ZM48 177V176H47ZM47 177H44V178H47ZM65 177V176H64ZM72 178H71V180L73 179V176H71ZM107 177V176H106ZM139 177V178H140ZM170 177V176H169ZM187 177H188V175H187ZM195 177V176H194ZM256 177V176H255ZM17 178V177H16ZM58 178H60V177H58ZM62 178V177H61ZM60 178V179H61ZM94 178V177H93ZM101 178H102V176H101ZM138 178V177H137ZM152 178V177H151ZM162 178H163V176H162ZM161 178V179H162ZM171 178V177H170ZM169 178V179H170ZM195 178H197V176L195 177ZM203 178V177H202ZM37 179H39V177L37 178ZM57 179V178H56ZM67 179V178H66ZM69 179V178H68ZM87 179H89L88 177L85 179V180H87ZM92 179V178H91ZM97 179V178H96ZM112 179V178H111ZM132 179V178H131ZM130 179V180H131ZM153 179V178H152ZM175 179V178H174ZM190 179V178H189ZM194 179V178H193ZM193 179H191V180H193ZM243 179V178H242ZM254 179V178H253ZM4 180V179H3ZM39 180H41V179H39ZM65 180V179H64ZM117 180V179H116ZM125 180V179H124ZM127 180H129V177H128V179ZM133 180V179H132ZM141 180V179H140ZM145 180V179H144ZM143 180V181H144ZM148 180V179H147ZM154 180V179H153ZM168 180V179H167ZM166 180V181H167ZM172 180V179H171ZM186 180V179H185ZM196 180H198V179H196ZM209 180V179H208ZM207 180V181H208ZM238 180V179H237ZM245 180V179H244ZM248 180V179H247ZM255 180H257L256 178H255ZM254 180V181H255ZM259 180V179H258ZM9 181H11L10 179H9ZM8 181V182H9ZM37 181V180H36ZM42 181V180H41ZM46 181V180H45ZM55 181V180H54ZM59 181V180H58ZM73 182H74V180H72ZM93 181V180H92ZM92 181H90V182H92ZM94 181H96L95 179H94ZM110 181H113V180H110ZM136 181H137V179H136ZM149 181V180H148ZM173 181H175V180H173ZM179 181V180H178ZM190 181V180H189ZM201 181V180H200ZM213 181H211L212 183H213ZM249 181H251V180H249ZM56 182V181H55ZM55 182H54V184L53 185H56L55 184ZM62 182V181H61ZM85 182V181H84ZM107 182V181H106ZM116 182V181H115ZM120 182V181H119ZM124 182H126V181H124ZM138 182V181H137ZM159 182V181H158ZM161 182H162V180H161ZM187 182V181H186ZM5 183V182H4ZM43 183H44V180H43ZM57 183V182H56ZM64 183V182H63ZM75 183V182H74ZM112 183V182H111ZM122 183V182H121ZM127 184H128V182H126ZM139 183V182H138ZM137 183V184H138ZM143 183V182H142ZM156 183V182H155ZM154 183V184H155ZM167 183H168V181H167ZM183 183V182H182ZM191 183V182H190ZM196 183H198V182H196ZM196 183H195V185H196ZM255 183V182H254ZM9 184V183H8ZM49 184H51V183H48V185ZM93 184V183H92ZM98 184H101L100 183V181H99V183ZM120 184V183H119ZM133 184H134V182H133ZM157 184H159V183H157ZM169 184V183H168ZM180 184V183H179ZM186 184V183H185ZM5 185V184H4ZM10 185H12V184H10ZM44 185V184H43ZM43 185H40L39 184V186H43ZM59 185V184H58ZM67 185H68V182H67ZM88 185H89V181H88ZM88 185H86V186H88ZM104 185V184H103ZM113 185H115V184H113ZM118 185V184H117ZM124 185V184H123ZM126 185V184H125ZM151 185V184H150ZM153 185V184H152ZM160 185V184H159ZM212 185V184H211ZM234 185V184H233ZM237 185V184H236ZM244 185V184H243ZM250 185V184H249ZM259 185H260V183L258 184V185H253V187H254V191L255 192H260L259 191ZM34 186V185H33ZM47 186V185H46ZM74 186H75V184H74ZM74 186H72V189H75V187ZM108 186V185H107ZM109 186H111V185H109ZM121 186V185H120ZM142 186V185H141ZM144 186V185H143ZM154 186V185H153ZM161 186H162V184H161ZM170 186V185H169ZM180 186V185H179ZM193 186H194V184H193ZM216 186V185H215ZM62 187V186H61ZM64 187H65V185H64ZM74 187V188H73ZM89 187V186H88ZM101 187H102V185H101ZM147 187V186H146ZM163 187H164V185H163ZM175 187V186H174ZM181 187V186H180ZM184 187H186V186H184ZM183 187V188H184ZM189 187V186H188ZM15 188V187H14ZM52 188H53V186H52ZM51 188V189H52ZM55 188H56V186H55ZM54 188V190H57V189H55ZM59 188V187H58ZM63 188V187H62ZM68 188V187H67ZM78 188V187H77ZM82 188V187H81ZM90 188V187H89ZM122 188V187H121ZM131 188V187H130ZM129 188V189H130ZM176 188V187H175ZM192 188V187H191ZM214 188V187H213ZM233 188V187H232ZM240 188V187H239ZM24 189V188H23ZM39 189V188H38ZM49 189H50V187H49ZM71 188H69V190H70ZM107 189V188H106ZM138 189V188H137ZM164 189V188H163ZM172 189H174V188H172ZM193 189V188H192ZM198 189V188H197ZM199 189H200V187H199ZM234 189V188H233ZM246 189V188H245ZM248 189V188H247ZM253 189V188H252ZM26 190V189H25ZM42 190V189H41ZM40 190V191H41ZM46 190H47V187H46ZM63 190V189H62ZM66 190V189H65ZM83 190V189H82ZM88 190V189H87ZM86 190V191H87ZM124 190V189H123ZM148 190V189H147ZM159 190H160V188H159ZM207 190V189H206ZM218 190V189H217ZM236 190V189H235ZM13 191H14V189H13ZM19 190H17L16 192H18ZM21 191V190H20ZM31 191V190H30ZM51 191V190H50ZM86 191H84L85 193H86ZM94 191V190H93ZM95 191H96V189H95ZM115 191V190H114ZM113 191V192H114ZM134 191H135V189H134ZM138 191V190H137ZM150 191H151V189H150ZM149 191V192H150ZM163 191V190H162ZM183 191V190H182ZM196 191H198V190H196ZM23 192V191H22ZM37 192V191H36ZM39 192V191H38ZM54 193H55V191H53ZM105 192V191H104ZM117 192V191H116ZM126 192V191H125ZM199 192V191H198ZM232 192V191H231ZM238 192H241V191H238ZM30 193V192H29ZM71 193H73V192H71ZM81 193H83V192H81ZM133 193V192H132ZM131 193V194H132ZM142 193V192H141ZM161 193V192H160ZM182 193H184V192H182ZM194 193V192H193ZM197 193V192H196ZM207 193V192H206ZM216 193V194H217ZM227 193V195H230V194H228ZM248 193H249V191H248ZM16 194V193H15ZM33 194V193H32ZM32 194H31V196H32ZM74 194V198H77L78 196L76 195V192L75 193H73ZM73 194L70 196V197H72L73 198ZM110 194V193H109ZM129 194H130V192H129ZM151 194H153V193H151ZM161 194H164V193H161ZM167 194V193H166ZM177 194V193H176ZM203 194H205V192L203 193ZM210 194V193H209ZM237 194V193H236ZM243 194V193H242ZM11 195V194H10ZM24 195V194H23ZM29 195V194H28ZM40 195V194H39ZM47 195V194H46ZM53 195V194H52ZM87 195V194H86ZM92 195V194H91ZM96 195H98V194H96ZM149 195V194H148ZM157 195H158V193H157ZM175 195V194H174ZM213 195V194H212ZM215 195V194H214ZM246 195V194H245ZM5 196V195H4ZM3 196V197H4ZM27 196V195H26ZM25 196V199H28L27 197ZM37 196V195H36ZM41 196V195H40ZM50 196V195H49ZM54 196V195H53ZM52 196V197H53ZM60 196V195H59ZM79 196H81V195H79ZM109 196H111V195H109ZM108 196V197H109ZM120 196V195H119ZM125 196V195H124ZM138 196H140V193H139V195ZM138 196H137V198H138ZM168 196V195H167ZM170 196H171V193H170ZM178 196H179V194H178ZM184 196V195H183ZM187 196V195H186ZM216 196V195H215ZM236 196V195H235ZM249 196H251V195H249ZM66 197V196H65ZM64 197V198H65ZM96 197H98V196H96ZM104 197V196H103ZM106 197V196H105ZM117 197H118V195H117ZM127 197V196H126ZM129 197H130V195H129ZM133 197V196H132ZM143 197V196H142ZM152 196H150L149 198H151ZM158 197H159V195H158ZM165 197H166V195H165ZM176 197V196H175ZM195 197H198V196H195ZM202 197V196H201ZM205 197V196H204ZM208 197V196H207ZM225 197V196H224ZM230 197H231V195H230ZM245 197V196H244ZM243 197V198H244ZM261 197V196H260ZM59 198H61V197H59ZM58 198V199H59ZM63 198V197H62ZM81 198V200H82V197H80ZM79 198V199H80ZM85 198V197H84ZM135 198V197H134ZM173 198V197H172ZM184 198V197H183ZM227 198H229L228 196H227ZM238 198V197H237ZM1 199V198H0ZM7 199V198H6ZM15 199H16V197H15ZM51 199V198H50ZM53 199V198H52ZM58 199H56V200H58ZM104 199V198H103ZM102 199V200H103ZM106 199V198H105ZM109 199V198H108ZM112 199H113V197H112ZM136 199V198H135ZM139 199H140V197H139ZM145 200H146V198H144ZM161 200H162V198H160ZM166 200H167V198H165ZM175 199V198H174ZM173 199V200H174ZM190 199V198H189ZM215 199V198H214ZM14 200V199H13ZM30 200V199H29ZM36 200H37V198H36ZM64 200H66V199H64ZM71 200V199H70ZM69 200V201H70ZM78 200V199H77ZM76 200V201H77ZM92 200V199H91ZM119 200V199H118ZM117 200V201H118ZM134 200V199H133ZM132 200V201H133ZM166 200H164L163 199V202L164 201H166ZM169 200V199H168ZM167 200V201H168ZM178 200V199H177ZM183 200V199H182ZM205 200H207L206 199V197H205ZM257 200H259V199H257ZM6 201V200H5ZM22 201V200H21ZM59 201V200H58ZM90 201V200H89ZM104 201H106V200H104ZM117 201L115 202V203H117ZM125 201H126V198H125ZM130 201V200H129ZM152 201V200H151ZM155 201H156V199H155ZM170 201V200H169ZM209 201V200H208ZM222 201V200H221ZM236 201V200H235ZM259 201H261V198H260V200ZM8 202H9V200H8ZM11 202H14V201H11ZM10 202V203H11ZM45 202V201H44ZM48 202V201H47ZM59 202H61V201H59ZM64 202V201H63ZM94 202V201H93ZM139 202V201H138ZM145 202V201H144ZM146 202H147V200H146ZM197 202H198V200H197ZM201 202V201H200ZM216 201L214 200V203H215ZM223 202V201H222ZM239 202V201H238ZM257 202V201H256ZM2 203V202H1ZM18 203H20V200H18ZM73 203V202H72ZM75 203V202H74ZM79 203H80V201H79ZM90 203H92V202H90ZM97 203V202H96ZM103 203V202H102ZM101 203V204H102ZM131 203V202H130ZM155 203V202H154ZM168 203V202H167ZM183 203V202H182ZM249 203V202H248ZM262 203V202H261ZM3 204V203H2ZM36 204V203H35ZM40 204V203H39ZM48 203H46V204H44V205H47ZM55 204H56V201H55ZM60 204V203H59ZM58 204V205H59ZM66 204V203H65ZM68 204V203H67ZM84 204V203H83ZM82 204V205H83ZM95 204V203H94ZM106 205H107V203H105ZM148 204H149V202H148ZM151 204V203H150ZM149 204V205H150ZM157 204H158V202H157ZM256 204V203H255ZM5 205V204H4ZM17 205V204H16ZM20 205V204H19ZM19 205L17 206V207H19ZM37 205V204H36ZM44 205H42V206H44ZM123 205V204H122ZM127 206L129 205V204H126ZM163 205V204H162ZM161 205V206H162ZM168 204H166V206H167ZM173 205H174V203H173ZM177 205V204H176ZM204 205V204H203ZM206 205V204H205ZM225 205V204H224ZM234 205H236V204H234ZM258 205V204H257ZM32 206V205H31ZM50 206V205H49ZM52 206V205H51ZM53 206H54V204H53ZM63 206V205H62ZM69 206H70V204H69ZM78 206V205H77ZM88 206V205H87ZM103 206V205H102ZM101 206V207H102ZM120 206V205H119ZM126 206V207H127ZM154 206V205H153ZM165 206V205H164ZM165 206V207H166ZM207 206H209V205H207ZM221 206V205H220ZM241 206V205H240ZM11 207V206H10ZM9 207V208H10ZM65 207L67 208V206L65 205ZM115 207H117L116 205H115ZM121 207V206H120ZM125 206L123 205V208H124ZM132 207V206H131ZM140 207H142V206H140ZM151 207V206H150ZM168 207V206H167ZM202 207V206H201ZM232 207V206H231ZM235 207V206H234ZM254 207V206H253ZM257 207V206H256ZM28 208V207H27ZM43 208V207H42ZM46 208V207H45ZM60 208V207H59ZM74 208V207H73ZM83 208V207H82ZM94 208V207H93ZM102 208H104V207H102ZM107 208H108V206H107ZM119 208V207H118ZM138 208V207H137ZM161 208V207H160ZM189 208L190 207H188V210H189ZM199 208V207H198ZM197 208V211L199 210ZM229 208V207H228ZM240 208V207H239ZM239 208H237V209H239ZM7 209H8V207H7ZM29 210H30V208H28ZM52 209H53V207H52ZM55 209V208H54ZM61 209V208H60ZM63 209V211L65 210V208L63 207L62 208ZM70 209V208H69ZM86 209V208H85ZM126 209V208H125ZM170 209H171V206H170ZM175 209V208H174ZM217 209H218V205H217ZM236 209V210H237ZM256 210H258V208H255ZM6 210V209H5ZM21 210V209H20ZM59 210V209H58ZM79 210V209H78ZM100 210V209H99ZM138 210H140V208H138ZM161 210V209H160ZM165 210V209H164ZM181 210V209H180ZM215 210V209H214ZM214 210H213V212H214ZM253 210V209H252ZM251 210V211H252ZM263 210V209H262ZM261 210V211H262ZM8 211V210H7ZM48 211V210H47ZM62 211V212H63ZM71 211V210H70ZM74 211V210H73ZM80 211H81V209H80ZM86 211V210H85ZM85 211H84V213H85ZM113 211H114V209H113ZM120 211V210H119ZM124 211V210H123ZM122 211V212H123ZM127 211H129V210H127ZM145 211V210H144ZM143 211V212H144ZM209 211V210H208ZM207 211V212H208ZM238 211V210H237ZM239 211H240V209H239ZM238 211V212H239ZM255 211V210H254ZM260 211V210H259ZM21 212V211H20ZM32 212V211H31ZM44 213H46L45 211H43ZM57 212V211H56ZM95 212H100V211H95ZM94 212V214L96 215V213ZM101 212H103V211H101ZM111 212H112V210H111ZM118 212V211H117ZM139 212V211H138ZM152 212V211H151ZM158 212V211H157ZM195 212V211H194ZM199 212V211H198ZM232 212H233V210H232ZM246 212V211H245ZM257 212V211H256ZM263 212V211H262ZM5 213V212H4ZM38 213V212H37ZM75 213H76V211H75ZM74 213V214H75ZM88 213V212H87ZM91 213H93L92 211H91ZM105 213H106V211H105ZM116 213V212H115ZM129 214H130V212H128ZM127 212H126V214H128ZM141 213V212H140ZM139 213V214H140ZM153 213H156V212H153ZM159 213V212H158ZM175 213H177V212H175ZM175 213H173V214H175ZM211 213V212H210ZM221 213V212H220ZM219 213V214H220ZM254 213V212H253ZM260 213V212H259ZM14 214V213H13ZM39 214V213H38ZM37 214V215H38ZM60 214V213H59ZM69 214H70V212H69ZM78 214H80V213H78ZM98 214V213H97ZM101 214V213H100ZM104 214V213H103ZM124 214V213H123ZM138 213H136L135 215H137ZM180 214V213H179ZM204 214V213H203ZM232 214H234V213H232ZM246 214V213H245ZM247 214H248V212H247ZM251 214V213H250ZM264 214V213H263ZM36 215V216H37ZM44 215V214H43ZM54 215V214H53ZM67 215V214H66ZM65 215V216H66ZM94 215V216H95ZM109 215V214H108ZM107 215V216H108ZM133 215V214H132ZM157 215V214H156ZM159 215H161V213L159 214ZM188 215V214H187ZM186 215V216H187ZM202 215V214H201ZM206 215V214H205ZM208 215H209V213H208ZM215 215V214H214ZM229 215V214H228ZM256 214L254 213V216H255ZM262 215V214H261ZM12 216V215H11ZM10 216V217H11ZM46 216H48V215H46ZM64 216V217H65ZM72 216V215H71ZM79 216V215H78ZM93 216V217H94ZM106 216V217H107ZM122 216V215H121ZM145 216V215H144ZM158 216V215H157ZM156 216V217H157ZM162 216H164V214L162 215ZM180 216H181V214H180ZM192 216H193V214H192ZM196 216V215H195ZM233 216V215H232ZM260 216V215H259ZM40 217H41V215H40ZM59 217V216H58ZM63 217V218H64ZM82 217H84V216H82ZM92 217V218H93ZM111 217V216H110ZM113 217V216H112ZM119 217V216H118ZM147 217V216H146ZM197 217V216H196ZM218 217H219V215H218ZM230 217V216H229ZM235 217V216H234ZM234 217H232L231 218V226L233 227V228H235L236 227V225H237V220H236V218H234ZM236 217H237V215H236ZM246 217V216H245ZM253 217V216H252ZM32 218V217H31ZM50 218V217H49ZM48 218V219H49ZM54 218V217H53ZM55 218H56V216H55ZM62 218V219H63ZM65 218H67V216L65 217ZM72 218V217H71ZM75 218V217H74ZM86 218V217H85ZM87 218H89V217H87ZM91 218V217H90ZM91 218V219H92ZM99 218V217H98ZM104 218H105V216H104ZM103 218V219H104ZM132 218V217H131ZM148 218H150V217H148ZM160 218V217H159ZM158 218V219H159ZM174 218V217H173ZM190 218V217H189ZM207 218V217H206ZM209 218V217H208ZM224 218V217H223ZM251 218V217H250ZM23 219H24V217H23ZM28 219V218H27ZM68 219V218H67ZM73 219V218H72ZM106 219V218H105ZM109 219V218H108ZM136 219V218H135ZM151 219V218H150ZM156 219V218H155ZM172 219V218H171ZM185 219V218H184ZM198 219H199V217H198ZM215 219H216V217H215ZM221 219V218H220ZM219 219V220H220ZM260 219V218H259ZM38 220H40L41 221V223H42V220L41 219H39L38 218ZM68 220H70V219H68ZM83 220H84V218H83ZM86 220V219H85ZM84 220V221H85ZM102 220V219H101ZM113 220H114V218H113ZM133 220V219H132ZM143 220V219H142ZM162 220H163V218H162ZM174 220V219H173ZM200 220V219H199ZM209 220V219H208ZM228 220V219H227ZM244 220H246V218H244ZM7 221V220H6ZM20 221V220H19ZM35 221V220H34ZM44 221V220H43ZM61 221V220H60ZM60 221H58V222H60ZM95 221H96V219H95ZM118 221V220H117ZM169 221V220H168ZM215 221V220H214ZM221 221V220H220ZM225 221V220H224ZM250 221V220H249ZM9 222V221H8ZM25 222V221H24ZM55 222V221H54ZM74 222V221H73ZM93 222V221H92ZM142 222V221H141ZM141 222H139V223H141ZM148 222V221H147ZM153 222V221H152ZM187 222V221H186ZM208 222V221H207ZM251 222V221H250ZM4 223V222H3ZM12 223H14V222H12ZM19 223V222H18ZM29 223V222H28ZM46 223V222H45ZM48 223H49V220H48ZM60 223H62L63 224V222H60ZM71 223H72V221H71ZM85 223V222H84ZM119 223V222H118ZM161 223H162V221H161ZM188 223V222H187ZM226 223H227V221H226ZM246 223V222H245ZM15 224V223H14ZM17 224V223H16ZM51 224V223H50ZM73 224V223H72ZM76 224V223H75ZM88 224H91V223H88ZM87 224V225H88ZM107 224V223H106ZM105 224V225H106ZM164 224H165V222H164ZM168 224V223H167ZM182 224V223H181ZM190 224V223H189ZM199 224V223H198ZM204 224H205V222H204ZM215 224V223H214ZM213 224V225H214ZM221 224V223H220ZM225 224V223H224ZM243 224V223H242ZM29 225V224H28ZM27 225V228L30 226H28ZM35 225H37L36 223H35ZM53 225V224H52ZM57 225V224H56ZM59 225H61V224H59ZM79 225V224H78ZM109 225H110V222H109ZM114 225V224H113ZM121 225H122V223H121ZM131 225V224H130ZM139 225V224H138ZM203 225V224H202ZM201 225V226H202ZM254 225H256V224H254ZM7 226V225H6ZM73 226V225H72ZM76 226V225H75ZM83 226V225H82ZM99 226V225H98ZM102 226H103V224H102ZM101 225L99 226V227H102ZM141 226V225H140ZM151 226V225H150ZM149 226V227H150ZM161 226H163V225H161ZM174 226V225H173ZM217 226H219V224H217ZM221 226V225H220ZM230 226V225H229ZM10 227V226H9ZM37 227V226H36ZM39 227V226H38ZM59 227V226H58ZM70 227V226H69ZM84 227H86V225L84 224ZM92 227V226H91ZM108 227V226H107ZM120 227H122V226H120ZM124 227H126L125 225H124ZM137 227V226H136ZM142 227V226H141ZM164 227V226H163ZM170 227V226H169ZM180 227H181V225H180ZM186 227V226H185ZM184 227V228H185ZM208 227V226H207ZM211 227V226H210ZM223 227H226L225 225L223 226ZM245 227V226H244ZM40 228H42V227H40ZM47 228V227H46ZM61 228V227H60ZM90 228V227H89ZM106 228V227H105ZM104 228V229H105ZM131 228V227H130ZM133 228V227H132ZM159 228V227H158ZM190 228H191V226H190ZM217 228V227H216ZM69 229V228H68ZM68 229H66V230H68ZM97 229V228H96ZM95 229V230H96ZM113 229V228H112ZM135 229V228H134ZM164 228H162V230H163ZM226 229V228H225ZM248 229V228H247ZM253 229V228H252ZM3 230V229H2ZM10 230V229H9ZM12 230H14L13 228H12ZM20 230V229H19ZM27 230V229H26ZM30 230V229H29ZM59 230V229H58ZM61 230V229H60ZM72 230V229H71ZM83 230V229H82ZM86 230V229H85ZM89 230V229H88ZM110 230V229H109ZM133 230V229H132ZM146 231H147V229H145ZM149 230V229H148ZM161 230V229H160ZM167 230H171V229H168L167 228ZM166 230V231H167ZM231 230V229H230ZM233 230V229H232ZM257 230V229H256ZM11 231V230H10ZM34 231V230H33ZM38 231H40V230H38ZM42 231H43V229H42ZM45 232L47 231V229L46 230H44ZM43 231V232H44ZM49 231V230H48ZM56 231V230H55ZM77 231V230H76ZM116 231V230H115ZM120 231L121 230H119V233H120ZM128 231H130V229H128ZM137 231V230H136ZM135 231V232H136ZM165 231V232H166ZM220 231V230H219ZM242 231V230H241ZM2 232V231H1ZM12 232V231H11ZM30 232V231H29ZM44 232V233H45ZM84 232V231H83ZM86 232V231H85ZM95 232H97V231H95ZM118 232V231H117ZM134 232V231H133ZM141 232V231H140ZM140 232H138L137 231V233L139 234ZM151 232V231H150ZM163 232V231H162ZM161 232V233H162ZM171 232V234H172V231H170ZM174 232V231H173ZM180 232H181V230H180ZM218 232V231H217ZM10 233V232H9ZM23 233V232H22ZM35 233V232H34ZM38 233V232H37ZM40 233H41V231H40ZM70 233H72V232H70ZM74 233V232H73ZM72 233V234H73ZM98 233V232H97ZM122 233V232H121ZM128 233V232H127ZM142 233V232H141ZM206 233V232H205ZM226 233V232H225ZM239 233H241V232H239ZM248 233V232H247ZM255 233V232H254ZM1 234V233H0ZM43 233H41V235H42ZM50 234V233H49ZM52 234V233H51ZM80 234V233H79ZM83 234V233H82ZM100 234V233H99ZM98 234V235H99ZM109 234H110V232H109ZM111 234H113V232L111 233ZM118 234V233H117ZM117 234H116V236H117ZM128 234H130V233H128ZM135 234V233H134ZM175 234V233H174ZM178 234V233H177ZM192 234V233H191ZM210 234H212V233H210ZM217 234V233H216ZM216 234H215V236H216ZM222 233H220V235H221ZM229 234V233H228ZM235 234V233H234ZM244 234V233H243ZM252 234V233H251ZM12 234H10V236H11ZM37 235V234H36ZM35 235V236H36ZM40 235V237H42ZM46 235V234H45ZM56 235V234H55ZM86 235V234H85ZM84 235V236H85ZM96 235V234H95ZM103 235V234H102ZM101 235V236H102ZM121 235V234H120ZM144 235V234H143ZM168 235V234H167ZM180 235V234H179ZM193 235V234H192ZM245 235V234H244ZM73 236V235H72ZM81 236H83V235H81ZM116 236H115V238H116ZM123 236H124V234H123ZM141 236V235H140ZM155 236H157V235H155ZM164 236H165V234H164ZM163 236V237H164ZM177 236V235H176ZM175 236V237H176ZM217 236H218V234H217ZM230 236V235H229ZM241 236V235H240ZM243 236V235H242ZM5 237V236H4ZM20 237V236H19ZM30 237H32V235L30 236ZM37 237V236H36ZM54 237V236H53ZM56 237V236H55ZM70 237H71V235H70ZM69 237V238H70ZM77 237V236H76ZM118 237V236H117ZM121 237H122V235H121ZM125 237H127V236H125ZM129 237V236H128ZM132 237H133V235H132ZM144 237V236H143ZM150 237H152L153 238V236H150ZM160 237V236H159ZM170 238H172L171 237V235L169 236ZM186 237V236H185ZM192 237V236H191ZM199 237V234H198V236H197V238ZM232 237V236H231ZM21 238V237H20ZM44 238V237H43ZM51 238V237H50ZM57 238V237H56ZM55 238V239H56ZM59 238V237H58ZM58 238H57V240H58ZM61 238L63 239V237L61 236ZM140 238V237H139ZM161 238V237H160ZM182 238V237H181ZM180 238V239H181ZM202 238V237H201ZM222 238V237H221ZM236 238H237V236H236ZM256 238V237H255ZM14 239H16V236H15V238ZM40 239V238H39ZM65 239V238H64ZM73 239V238H72ZM83 239V237L80 239V241ZM86 239H87V237H86ZM97 239V238H96ZM127 239H129V238H127ZM136 239H137V237H136ZM143 239V238H142ZM154 239V238H153ZM167 239H168V236H167ZM174 239V238H173ZM178 239V238H177ZM205 239H207V238H205ZM204 239V240H205ZM229 239V238H228ZM233 239V238H232ZM248 239V238H247ZM251 239V238H250ZM3 240H4V238H3ZM6 240H8V239H6ZM25 240V239H24ZM30 240V239H29ZM28 240V241H29ZM41 240V239H40ZM50 240V239H49ZM67 240H69V239H67ZM77 240V239H76ZM75 240V241H76ZM92 240V239H91ZM100 240V239H99ZM107 240V239H106ZM133 240V239H132ZM140 240V239H139ZM186 240V239H185ZM209 240V239H208ZM210 240H212V239H210ZM223 240V239H222ZM225 240V239H224ZM236 240V239H235ZM254 240V239H253ZM260 240H261V238H260ZM11 241V240H10ZM9 241V242H10ZM18 241V240H17ZM55 241V240H54ZM93 241V240H92ZM102 241V240H101ZM110 241H111V239H110ZM113 241V240H112ZM126 241V240H125ZM138 241V240H137ZM142 241V240H141ZM161 241H163V240H161ZM175 241V240H174ZM180 241H182V240H180ZM193 241V240H192ZM247 241V240H246ZM258 241V240H257ZM262 241V240H261ZM4 242V241H3ZM8 241H7V243H9ZM14 242V241H13ZM47 242V241H46ZM119 242V241H118ZM124 242V241H123ZM133 242V241H132ZM132 242H130V243H132ZM134 242H136L135 241V239H134ZM146 242H148V241H146ZM185 243H186V241H184ZM203 242H205V241H203ZM218 242V241H217ZM229 242V241H228ZM248 242V241H247ZM5 243V242H4ZM6 243V244H7ZM40 243V242H39ZM65 243H67V241L65 242ZM70 243V242H69ZM75 243V242H74ZM82 243V242H81ZM81 243H79V245L81 244ZM92 243H95V242H92ZM101 243V242H100ZM127 243V242H126ZM138 243H139V241H138ZM152 243H153V241H152ZM168 243V242H167ZM224 243V242H223ZM239 243V242H238ZM24 244V243H23ZM45 244V243H44ZM50 244V243H49ZM48 244V245H49ZM89 244V243H88ZM104 244V243H103ZM102 244V245H103ZM142 244V243H141ZM154 244V243H153ZM157 244V243H156ZM164 244V243H163ZM162 244V245H163ZM177 244V243H176ZM175 244V245H176ZM180 244H181V242H180ZM189 243H187V246L189 247V245H188ZM219 244V243H218ZM236 244V243H235ZM261 244V243H260ZM16 245H18L17 243H16ZM54 245H55V243H54ZM68 245H70V244H68ZM78 245V244H77ZM94 245V244H93ZM98 245V244H97ZM102 245H101V247H102ZM109 245V244H108ZM107 245V246H108ZM130 245V244H129ZM144 245H146V244H144ZM152 245V244H151ZM158 245V244H157ZM165 245H166V243H165ZM172 245H174V244H172ZM179 245V244H178ZM185 245V244H184ZM210 245H212V244H210L209 243V245L208 246H210ZM247 245V244H246ZM246 245H244L245 247H246ZM254 245V244H253ZM256 245L258 246V244L256 243ZM6 246V245H5ZM15 246V245H14ZM87 246V245H86ZM125 246V245H124ZM140 246V245H139ZM167 246V245H166ZM165 246V247H166ZM169 246V245H168ZM177 246V245H176ZM193 246V245H192ZM215 246V245H214ZM9 246H7V248H8ZM42 247H44L45 248V245L44 246H42ZM69 247V246H68ZM72 247H75V246H72ZM79 247V246H78ZM89 247V246H88ZM117 248H119L118 247V243H117V246H116ZM136 247V246H135ZM148 247V246H147ZM163 247V246H162ZM173 247V246H172ZM182 247H184V246H182ZM207 247V246H206ZM205 247V248H206ZM10 248V247H9ZM17 248V247H16ZM48 248V247H47ZM57 248V247H56ZM64 248V247H63ZM80 248V247H79ZM78 248V249H79ZM91 248H94V247H91ZM105 248V247H104ZM143 248V247H142ZM151 248V247H150ZM160 248V247H159ZM178 248H179V246H178ZM192 248V247H191ZM210 248V247H209ZM237 248V247H236ZM4 249V248H3ZM54 249V248H53ZM52 249V250H53ZM123 249V248H122ZM127 249H128V247H127ZM172 249V248H171ZM182 249V248H181ZM227 249V248H226ZM245 249V248H244ZM119 250V249H118ZM135 250V249H134ZM145 250V249H144ZM143 250V251H144ZM164 250H166V249H164ZM168 250V249H167ZM173 250V249H172ZM186 250V249H185ZM192 250H193V248H192ZM197 250V249H196ZM209 250V249H208ZM224 250V249H223ZM234 250V249H233ZM79 251V250H78ZM102 251V250H101ZM106 251V250H105ZM109 251V250H108ZM125 251V250H124ZM137 251V250H136ZM147 251H149V250H147ZM146 251V252H147ZM159 251V250H158ZM163 251V250H162ZM214 251V250H213ZM6 252V251H5ZM17 252V251H16ZM37 252H39V251H37ZM37 252H34V253H37ZM42 252V251H41ZM65 252V251H64ZM83 252V251H82ZM91 252V251H90ZM140 252V251H139ZM177 252V251H176ZM179 252V251H178ZM236 252V251H235ZM13 253V252H12ZM28 253V252H27ZM47 253V252H46ZM72 253H73V250H72ZM97 253V252H96ZM95 253V254H96ZM153 253V252H152ZM155 254H156V252H154ZM153 253V254H154ZM162 253V252H161ZM161 253H160V255H161ZM168 253L169 252H167L166 254L168 255ZM209 253H210V250H209ZM215 253V252H214ZM239 253V252H238ZM16 254V253H15ZM40 254V253H39ZM52 254V253H51ZM61 254L63 255L64 253H62L61 252ZM107 254V253H106ZM105 254V255H106ZM125 254H128V253H125ZM143 254V253H142ZM145 254V253H144ZM165 254V253H164ZM165 254V255H166ZM220 254V253H219ZM236 254V253H235ZM9 255V254H8ZM27 255V254H26ZM37 255V254H36ZM47 255H48V253H47ZM50 255V254H49ZM58 255H59V253H58ZM57 255V256H58ZM67 255V254H66ZM73 255V254H72ZM81 255H83V253L81 254ZM80 255V256H81ZM93 255V254H92ZM108 255V254H107ZM111 255V254H110ZM120 255H121V253H120ZM146 255V254H145ZM149 255V254H148ZM166 255V256H167ZM171 255V254H170ZM177 255V254H176ZM175 255V256H176ZM190 255H192V254H190ZM212 255V254H211ZM10 256V255H9ZM28 256V255H27ZM26 256V257H27ZM29 256H31V254L29 255ZM73 256H75V255H73ZM127 256V255H126ZM154 256V255H153ZM174 256V255H173ZM16 257V256H15ZM34 257H36V256H34ZM41 257H43V256H40V258ZM48 257V256H47ZM50 257V256H49ZM61 257V256H60ZM72 257V256H71ZM70 257V258H71ZM85 257V256H84ZM87 257V256H86ZM151 258H149L150 259V261H151V259H152V256H150ZM170 257V256H169ZM211 257V256H210ZM212 257H213V255H212ZM212 257H211V259H212ZM237 257V256H236ZM241 257V255H239V257L238 258H240ZM18 258V257H17ZM28 258V257H27ZM27 258L25 259V260H27ZM46 258V257H45ZM64 258V257H63ZM111 258V257H110ZM109 258V259H110ZM116 258H117V256H116ZM145 258V257H144ZM179 258H181V257H179ZM182 258H184V257H182ZM189 258V257H188ZM209 258V257H208ZM23 259V258H22ZM60 259V258H59ZM66 259V258H65ZM69 259V258H68ZM138 259V258H137ZM165 259V258H164ZM164 259H161V260H164ZM168 259H172L171 257L170 258H168ZM6 260V259H5ZM15 260V259H14ZM46 260H48V259H46ZM56 260V259H55ZM62 260H64V259H62ZM70 260V259H69ZM90 260V259H89ZM88 260V261H89ZM118 260V259H117ZM126 260H128V259H125L124 261H126ZM131 260V259H130ZM129 260V261H130ZM139 260V259H138ZM156 260V259H155ZM160 260V261H161ZM223 260V259H222ZM10 260L8 259L7 260V262H9ZM13 261V260H12ZM18 261L19 260H17V261H14V263L16 262V264L18 263ZM32 261V260H31ZM38 261V260H37ZM77 261H81V260H77ZM83 261V260H82ZM106 261V260H105ZM109 261V260H108ZM122 261H123V259H122ZM135 261V260H134ZM150 261H148V262H150ZM154 261V260H153ZM21 262H23V260L21 261ZM29 262V261H28ZM33 262V261H32ZM66 262V261H65ZM103 262V261H102ZM120 262V261H119ZM128 262V261H127ZM154 262H156V261H154ZM10 263V262H9ZM13 263V264H14ZM62 263V262H61ZM80 263V262H79ZM90 263V262H89ZM88 263V264H89ZM91 263H92V261H91ZM97 263V262H96ZM95 263V264H96ZM115 263V262H114ZM62 264H64V262L62 263ZM78 264V263H77ZM104 264V263H103ZM123 264V263H122ZM156 264H157V262H156Z\"/></svg>",
	"mask_w": 264,
	"mask_h": 264
},
{
	"label": "snow or ice",
	"instance_id": "3",
	"mask_svg": "<svg viewBox=\"0 0 264 264\" xmlns=\"http://www.w3.org/2000/svg\"><path fill=\"white\" fill-rule=\"evenodd\" d=\"M261 4L264 6V0H261ZM121 7L117 3L90 5L80 0H11L7 4L0 0V9H11L16 12L15 16H0V44L6 49H26L47 43L51 32H59L68 37H71L74 32L79 35L90 27L86 20L80 18V9L98 8L115 15ZM49 10L55 13L51 19H48L51 15ZM41 24L47 25V32L40 27ZM77 29L79 31H76ZM259 191L264 197V176L261 178ZM208 255L207 251L200 249L193 253L192 258H176L165 261L164 264H264V243L261 245L259 261L209 259ZM180 256L183 257V253ZM0 264H7V262L0 261ZM41 264H61V262L42 261Z\"/></svg>",
	"mask_w": 264,
	"mask_h": 264
}]
</instances>
